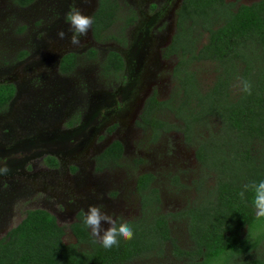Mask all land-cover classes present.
Returning <instances> with one entry per match:
<instances>
[{
    "label": "rangeland",
    "instance_id": "374dc122",
    "mask_svg": "<svg viewBox=\"0 0 264 264\" xmlns=\"http://www.w3.org/2000/svg\"><path fill=\"white\" fill-rule=\"evenodd\" d=\"M137 1L154 2L117 0L119 10L109 31L110 37L98 41L102 42L101 45L95 46L88 33L81 38L83 46L77 47L69 42L72 33L65 22L66 13L75 6L83 14L91 16L97 0H37L25 9L19 8L17 0H0V73L16 67V57L24 52L31 56L24 64L23 74L12 71L9 75L21 79L24 87L30 89L31 94L20 98L17 104L27 102V114L24 116L25 119L27 116V120L41 115L36 132L43 130L60 134L59 139L51 140V144L38 142L30 135L25 137L27 146L13 152L2 151L4 145L0 144V162L6 163L10 169L6 176H0V240L24 219L28 211L43 209L57 217L60 226L65 228V243H76L69 228L70 222L66 220L63 206L66 202L62 203L66 201V197L62 198L65 177L69 178L68 191L73 185L84 186L86 180L93 181L94 186L87 188L98 197L97 206H103L102 210L116 220L124 221L141 215L135 185L142 174L155 175L154 184L161 194L163 214L177 213L201 202L213 184L212 174L196 160L197 143L187 144L180 130L167 133L153 142L151 131L138 125L143 100L155 94L164 101L177 94L178 85L173 78V69L178 57L169 59L163 56L160 49V42L167 30L161 28L166 15L156 16V11L149 10L141 16L142 10L137 6ZM258 1L243 0L242 3L251 5ZM168 3L167 26L170 16ZM130 15L138 19L126 28ZM56 21L62 23L53 26ZM61 30L66 33L64 39L57 35ZM196 37L198 50L207 43L208 35L200 32ZM92 48L97 50V58H84ZM117 50L123 54L128 69L122 73L106 71L104 56L108 51ZM71 52L80 56L79 63L73 73L64 75L60 72L59 60ZM189 71L196 75L202 92L208 91L222 74V68L211 62L192 61ZM132 74H135L137 81L132 80ZM239 84L238 81L232 87V93L240 89ZM125 102L126 107L118 110L117 105ZM14 113L15 110L10 116ZM104 116H107L106 120H103ZM160 117L178 128L183 126L172 112L167 111ZM119 125L117 138L126 147L123 160L119 167L97 171L96 158L91 156L105 147L112 139L110 129H117ZM217 127L218 123L211 120L200 128L196 139L200 140V135L208 136ZM46 151L62 156L64 166L59 171L45 169L40 158ZM138 160H142V164H137ZM68 169L71 171L67 172ZM175 177L179 178L177 184L173 180ZM77 192L86 191L80 188ZM89 205H82L79 212L85 213ZM55 210L59 211L60 218ZM102 226L109 227L106 222H102ZM170 227L179 246L192 250L194 246L187 223L172 220ZM263 231L259 229L256 233ZM256 237L251 242L256 241ZM260 251H264V242L255 254ZM180 263L172 254V245L168 244L164 258L151 256L133 264ZM214 264H232V261L223 255Z\"/></svg>",
    "mask_w": 264,
    "mask_h": 264
},
{
    "label": "trees",
    "instance_id": "16d2710c",
    "mask_svg": "<svg viewBox=\"0 0 264 264\" xmlns=\"http://www.w3.org/2000/svg\"><path fill=\"white\" fill-rule=\"evenodd\" d=\"M34 1L17 3L26 7ZM236 1L185 0L178 14V32L167 52V56H179L174 70L178 92L165 101L152 96L141 117L140 126L151 131L155 142L165 133L180 130L188 144L197 143L196 159L213 179L202 201L186 210L163 214L159 190L152 187L154 176L144 174L137 180L140 218L126 222L133 229L132 239L121 238L118 247L106 250L80 215L71 226L76 243L66 244L65 229L57 219L46 210L34 209L0 240V264H133L151 256L164 258L168 244L180 264H214L223 255L232 264H264V251L255 254L264 242V231L256 233L264 229V218L256 217L253 192L245 191L243 198L239 195L245 184L264 180V0L251 5ZM115 20V6L100 0L93 16L94 36L109 30ZM200 30L208 33V42L197 50ZM192 61L222 68L206 92L189 71ZM106 64L115 71L123 68L116 53L109 55ZM75 67L76 56L69 54L63 58L60 71L70 74ZM238 81L240 89L232 93ZM242 81L251 84V95L242 91ZM14 95L12 85H0V111ZM167 111L183 126L178 128L158 117ZM211 120L218 127L197 140L200 128ZM123 152L119 141L112 143L99 157L101 167L118 166ZM172 220L187 223L192 250L182 249L172 236Z\"/></svg>",
    "mask_w": 264,
    "mask_h": 264
},
{
    "label": "flooded vegetation",
    "instance_id": "af4514ba",
    "mask_svg": "<svg viewBox=\"0 0 264 264\" xmlns=\"http://www.w3.org/2000/svg\"><path fill=\"white\" fill-rule=\"evenodd\" d=\"M36 1L37 0H35L32 4H30V5L26 6V7L20 6L18 3L17 4H18L19 8H21V9L24 8L25 9V8L31 7ZM109 1L115 6V8H116V17H117L118 10H119V4H118L117 0H109ZM167 1H169V3H168V9H169L168 13L170 14V16H169V25L168 26H167ZM242 1L243 0L240 1L239 5L243 4ZM184 2H185V0H154V2H139V1L136 2L137 6L142 10L141 16H142V14H144L146 12H149V10L156 11V14H155L156 16L163 15V14L166 15V20H165L164 24L161 26V28H167V30H166V34H165L164 38L160 42V49H162L163 56L168 57L169 59H171L173 57H176V58L178 57V61L175 64V67L177 66V64L180 61L179 60V56L176 55V54L167 56V52H168L169 48L171 47L173 39H174V37L176 36V34L178 32V28H179V25H178V19H179L178 18V14H179V11L182 8ZM234 2H237V1L235 0ZM99 4H100V0H97L96 6L93 9L90 17L93 18V16L95 15V13L97 12V10L99 8ZM137 19L138 18H135L133 15L132 16L130 15L129 18L127 19L128 24L126 25V28L131 27L132 24L136 23L135 20H137ZM60 23H62V21H60V22L56 21L53 24V26L56 25V24H60ZM110 29L105 31V32H103L101 35H99L98 38H96L94 36V34H93V26H92V28L90 29L89 33H90V36H91L95 46L101 45L100 43H102V42H98V41H102V40L110 37L109 36ZM200 32L201 33H206L208 35V33L204 32L203 30H200L199 33ZM198 38H200V36H198ZM207 42H208V39H207ZM204 45L202 47H204ZM201 48H199L198 50H200ZM91 51H94L95 55H92ZM112 53H116L121 58V60L123 62V68L121 70H119V71H115L112 68L107 69L106 61H107L109 55L112 54ZM69 54H73V55L76 56V67H75V69L77 68L80 56L75 54V52H71V53L63 55L60 58V60H59V69H60V65H61V62H62L63 58L65 56L69 55ZM97 56H98L97 50L92 48V49H89L85 53L84 58H86L88 60H94L95 58H97ZM29 57H31V56L27 52H24L23 54H21V56L16 57V59H18V62L16 63L17 64L16 67L12 68V70H6V71H3V72L0 73V85H12L14 87V89H15V95H14L13 99L10 101V103L7 105V107L4 110L0 111V144L4 145L1 148V150L4 151V152L18 151V150L22 149L23 147H26L27 144H28V140L25 137H31L30 135H33L32 137H33L34 140H36L38 142H41V143H44V144H47V143L51 144V140H55L56 141L57 139H59V136H60V134L59 135L55 134V131L54 132H49V131L48 132H44L43 130H39V131L36 132V124L42 120L41 115L32 116L30 118V120H27L28 119L27 116H26V119L24 118V116L27 114V107H28L27 102H24L22 104H17L19 102L20 98H24V97H26V96L31 94L30 93V89L24 87V82L21 79H19L17 77L12 78V77H9V75L12 73V71L13 72L14 71H16V72L20 71L23 74L24 70H25L24 64L27 62V59L29 60ZM103 60L105 61L104 69L106 71L114 72V73H122V72H124V71H126L128 69V64H127L123 54L120 51H118V50L117 51H108L106 53V55L104 56ZM175 67L173 69V78L176 81V79L174 77ZM75 69H74V71H75ZM71 73H73V71ZM62 74H64V73H62ZM64 75H68V74H64ZM132 76H134V79H132V80L133 81H137V78H135V74H132ZM176 84L178 85L177 81H176ZM177 92H178V89H177ZM152 96H155L158 100H160L157 97V95L153 94ZM151 97H148L147 99L143 100L142 103L140 104V114H139V117H138V125H139V127H141L140 126L141 117H142V114L144 112L146 103ZM160 101H163V100H160ZM126 105H127L126 102L118 104L117 105L118 110L124 109L126 107ZM14 110H15V113L10 116L11 112H13ZM7 111H10V113L9 114L6 113ZM48 113H51V111H49ZM94 116H95V113H94ZM160 116H162V114L158 115V117H160ZM4 118H7V119L5 120ZM106 119H107V116H104L103 120H106ZM164 121H166V120H164ZM2 122L4 123L3 125H2ZM119 128H120V125L117 127V129H116V127L113 128V129H110L111 138L112 139L109 140L106 145H104L105 147H102L100 150L96 151L91 156L92 158H96V159H94V162L96 163L97 171H104V170H107L109 168L119 167L120 164L118 166H115V167H112V166H110V167H101V165L99 163V157L101 156V154L112 143H114L115 141H119L123 145L124 152H123V156H122L121 161L123 160V157H124L125 152H126V147H125L124 143L117 138V130ZM66 133H72V132L67 131ZM165 134H167V133H165ZM165 134H163V135H165ZM151 139H152V137H151ZM153 142H155V141H153ZM7 147H10V148H7ZM195 157H196V153H195ZM40 160L46 166L45 169L48 170V171L57 172L64 166V162H63L64 160H63L62 156H60V155H58L56 153L49 152V151L44 152L42 154ZM51 160H55V163L51 164L50 163ZM121 161H120V163H121ZM137 164H142V160H138ZM70 171H71L70 169L67 170V172H70ZM76 171L78 172L79 169H77ZM145 174H151V175L154 176L152 187L153 188H157L155 186V184H154L155 180H156L155 175L152 174V173H145ZM142 175H144V174H142ZM140 176H138V178ZM138 178H137V180H138ZM176 178L179 180L178 177L173 178V180L175 181ZM68 180H69V178L65 177V185L63 186L65 188H64V190L62 189L63 190L62 198L66 197V201H62V200L61 201H62V203L66 202V205H64V203H63V206H65L64 211H65V215L67 217L66 220H69V222H70L69 228H70V231L72 232L71 226L79 221V216L82 215L83 218H84V213L83 212H79L81 206L84 205V204L97 205L99 203V199H98V197L96 195L92 194L91 191L87 188V186L88 187L90 186L91 188H92V186H94L93 185V181L89 182V180L88 181L86 180L84 186H75V185H73V186H71V189H69V191H68V186H67ZM137 180H136V185H135V191L136 192H137ZM82 181L83 180L80 181V184L82 183ZM80 188H83L86 192L85 193L77 192V191L80 190ZM159 193H160V191H159ZM160 196H161V194H160ZM139 203H140V210H141L140 197H139ZM161 205H162V199H161ZM70 206H72V208ZM55 212L57 213L58 217L60 218L59 211L55 210ZM50 214H52V213H50ZM55 218L57 219V217H55ZM138 218H140V216ZM138 218H136V219H138ZM71 219H73V221H70ZM136 219H133V220H136ZM133 220H129V221H133ZM57 222H58V219H57ZM117 222L118 223H120V222H128V220L127 221L117 220ZM9 231L7 232V234L9 233ZM89 232H90V229H89ZM7 234H6V236H7ZM65 236H66V234H65Z\"/></svg>",
    "mask_w": 264,
    "mask_h": 264
},
{
    "label": "clouds",
    "instance_id": "9594fccd",
    "mask_svg": "<svg viewBox=\"0 0 264 264\" xmlns=\"http://www.w3.org/2000/svg\"><path fill=\"white\" fill-rule=\"evenodd\" d=\"M65 22L69 25V42L73 46L82 47V37H86L93 26V18L83 14L75 7H70L66 13ZM60 39L66 37V33L61 30L57 33ZM46 68V67H45ZM242 91L248 95L252 94V86L247 81H242ZM10 169L6 163L0 162V176H6ZM244 191L240 192L241 198L244 197L245 191L254 193L253 205L256 217L264 218V180L245 184ZM103 206L89 205L84 213L83 224L90 229L91 235L106 250H111L114 246L118 247L120 239L130 240L133 238V229L129 223H118L117 220L106 211L102 210ZM102 222H106L109 227L104 228Z\"/></svg>",
    "mask_w": 264,
    "mask_h": 264
}]
</instances>
